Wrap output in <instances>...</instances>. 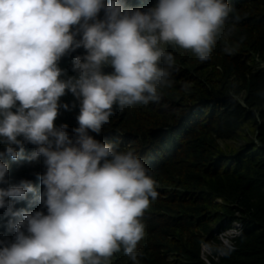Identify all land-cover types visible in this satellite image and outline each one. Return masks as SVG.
<instances>
[{
	"label": "clouds",
	"instance_id": "1",
	"mask_svg": "<svg viewBox=\"0 0 264 264\" xmlns=\"http://www.w3.org/2000/svg\"><path fill=\"white\" fill-rule=\"evenodd\" d=\"M232 11L225 0H157L144 10L131 0H0V209L13 234L0 239V264H109L121 249L139 264L156 182L133 151L89 132L99 134L114 108L161 101L178 70L167 45L206 62L219 38L233 54L235 25L225 28ZM81 48L86 54L75 56L68 76L60 61ZM68 92L79 101L75 138L55 124L61 107L69 110L60 103ZM28 144L35 147L26 154ZM7 158H43V191L27 179L12 184ZM29 194L46 214L16 207ZM234 224L220 244L200 241L205 264L235 251L242 229Z\"/></svg>",
	"mask_w": 264,
	"mask_h": 264
},
{
	"label": "trees",
	"instance_id": "2",
	"mask_svg": "<svg viewBox=\"0 0 264 264\" xmlns=\"http://www.w3.org/2000/svg\"><path fill=\"white\" fill-rule=\"evenodd\" d=\"M156 2L131 0V5L144 10ZM225 2L233 9L225 27L235 25L234 34H240V42L233 47L241 56L227 55L217 43L211 59L200 62L190 50L167 45L178 70L172 74L173 86L161 89V101L137 104L123 112L114 108L110 123L99 134L89 132L98 141L113 144L117 151H133L156 182L158 196L150 204L153 212L146 211L142 218L145 234L137 246L141 264H167L163 243L178 251L179 257L188 259L182 264L189 260L188 264H204L200 241L213 236L215 224L219 226L217 232H223L234 222L242 224L243 232L233 241L235 251L218 264H264V147L252 145L229 157L219 151L216 140L232 135L241 117L258 120V113L251 109L264 106V72L252 74L247 60L248 55L256 53L264 61V0ZM103 16L101 12L100 18ZM246 48L250 49L248 55L243 52ZM84 54L83 48L77 49L62 58L59 66L68 76L74 75L71 62ZM185 83L190 85L188 92L183 90ZM243 93L249 109L238 99ZM60 103H67L69 110L61 107L55 124H67L75 138L72 129L79 126V101L68 92ZM260 113L259 133L264 145V110ZM34 147L26 145V154ZM6 162L12 184L27 179L37 193L43 191L38 178L46 171L43 158L32 163L7 158ZM216 199L224 203H214ZM16 207L43 210L46 214V209L33 201L32 194ZM216 208L222 212L214 211ZM3 212L0 209V236L13 238L7 231V221L2 219ZM120 253L124 255L123 249ZM119 255L117 264H122Z\"/></svg>",
	"mask_w": 264,
	"mask_h": 264
},
{
	"label": "rangeland",
	"instance_id": "3",
	"mask_svg": "<svg viewBox=\"0 0 264 264\" xmlns=\"http://www.w3.org/2000/svg\"><path fill=\"white\" fill-rule=\"evenodd\" d=\"M227 27H225V28H227ZM235 31H236V29H235ZM239 37H240V34L235 35L233 32L229 38V42L232 45H234L236 43V41L240 42ZM217 43L219 44V48H221V50H222L223 49V41L218 38ZM249 50L250 49L246 48V49H244L243 52L246 55H248V54H250ZM227 55H231L232 57L241 56V54L236 50L234 51L233 54H227ZM247 60H248V66H249L252 74L264 72V61L262 58L259 57L258 54L252 53V54L248 55ZM245 97H246V94L243 93L242 96L239 97L238 99L245 108L249 109L248 108L249 106L245 103ZM262 110H264V106L261 109H256V110L251 109L252 112L258 113V120L256 119L255 121H250V120L247 121L244 117H241L239 120V127H238V129L234 130V133L232 135L227 136V137H223L221 139L216 138L217 143L220 147L219 151L223 152L224 154L228 155L229 157H232L236 153L243 151L245 148L252 147V145H256V146L261 147V148L264 147V145L262 144V142L260 140V133H259V127H260V124L262 123V118L260 117V114H261L260 112ZM215 137H213V139H215ZM175 188L176 187L165 188V190L170 191V190L175 189ZM214 203L222 205L224 202L220 199H216L214 201ZM150 211L153 212L152 209H150V207H149L147 212H150ZM214 211L222 212V210L220 208H216ZM144 219L148 220V218H146V216ZM233 226H235V224H233ZM233 226L230 225V228L233 229ZM218 230H219V226H218V224H215L214 230H213V232H214L213 236L212 237H206L205 236L204 241L207 243L220 244L219 236L222 233H225L231 229L225 228V230L223 232H221V231L217 232ZM0 239H3L5 241H11L12 240L10 236H0ZM163 245L165 246V247H163V250H165L164 254H165V257L167 259V264H174V263H178V264L181 263L182 264L184 261L187 262V260H188L187 258H183V257L178 256V254H179L178 251L171 250L169 248V246L165 245L164 243H163ZM199 248H200V245H199ZM119 254H121L122 258H123L122 264H133V262L127 256L125 257L120 252L115 253L113 255V257L109 261V264H117L118 260L120 259ZM200 255H201V248H200ZM222 258H224V257H216L215 254H213L212 256H207V261H208V264H212L211 261H214V264H218ZM200 259L205 264V259L202 258V256ZM138 261H139V258H138ZM190 262L191 261L189 260L188 263H190ZM139 264H141L140 261H139Z\"/></svg>",
	"mask_w": 264,
	"mask_h": 264
},
{
	"label": "built area",
	"instance_id": "4",
	"mask_svg": "<svg viewBox=\"0 0 264 264\" xmlns=\"http://www.w3.org/2000/svg\"><path fill=\"white\" fill-rule=\"evenodd\" d=\"M239 225H240V227H241V229H242V232H243L242 224H239ZM232 226H233V224H232ZM233 227H234V226H233ZM228 229H232V228L229 227ZM242 232H241V234H242ZM240 236H241V235L234 237V238H233V241H234L236 238L240 237ZM233 241H232V242H233ZM233 243H234V242H233Z\"/></svg>",
	"mask_w": 264,
	"mask_h": 264
}]
</instances>
